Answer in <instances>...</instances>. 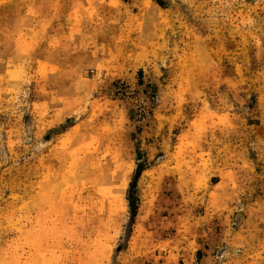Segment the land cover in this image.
<instances>
[{"label": "rangeland", "instance_id": "rangeland-1", "mask_svg": "<svg viewBox=\"0 0 264 264\" xmlns=\"http://www.w3.org/2000/svg\"><path fill=\"white\" fill-rule=\"evenodd\" d=\"M196 240L264 264V0H0V264H196Z\"/></svg>", "mask_w": 264, "mask_h": 264}, {"label": "crops", "instance_id": "crops-1", "mask_svg": "<svg viewBox=\"0 0 264 264\" xmlns=\"http://www.w3.org/2000/svg\"><path fill=\"white\" fill-rule=\"evenodd\" d=\"M79 51V49H76ZM212 171L209 173V181H210V189L214 192V187H217L219 184L223 183L222 174L225 172V169L220 164H213ZM215 195H222L220 192L216 191L214 193ZM228 204L226 205L225 209L228 208ZM212 214L210 215L212 217V220L210 222V225H223L225 223L226 218H228L227 211H222L219 209L218 211L211 210ZM224 227H222L223 229ZM204 242H198L196 240V250L200 251V256L196 257V264H211L214 260V257L208 254V251L205 249L204 246H202ZM198 254V253H196Z\"/></svg>", "mask_w": 264, "mask_h": 264}, {"label": "trees", "instance_id": "trees-1", "mask_svg": "<svg viewBox=\"0 0 264 264\" xmlns=\"http://www.w3.org/2000/svg\"><path fill=\"white\" fill-rule=\"evenodd\" d=\"M131 185H133V180H132V183H131Z\"/></svg>", "mask_w": 264, "mask_h": 264}]
</instances>
